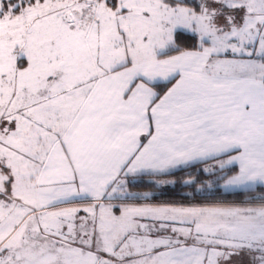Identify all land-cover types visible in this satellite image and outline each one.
I'll list each match as a JSON object with an SVG mask.
<instances>
[{
	"label": "snow or ice",
	"instance_id": "1",
	"mask_svg": "<svg viewBox=\"0 0 264 264\" xmlns=\"http://www.w3.org/2000/svg\"><path fill=\"white\" fill-rule=\"evenodd\" d=\"M0 264H264V0H0Z\"/></svg>",
	"mask_w": 264,
	"mask_h": 264
}]
</instances>
